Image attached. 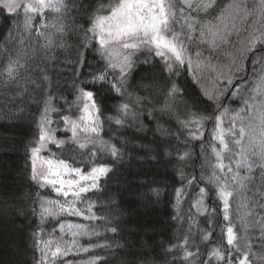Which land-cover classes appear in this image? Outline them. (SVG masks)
<instances>
[{
	"label": "trees",
	"instance_id": "obj_1",
	"mask_svg": "<svg viewBox=\"0 0 264 264\" xmlns=\"http://www.w3.org/2000/svg\"><path fill=\"white\" fill-rule=\"evenodd\" d=\"M228 1L232 0H219L211 14L218 16ZM101 2L76 0V8L63 20L65 31L62 38L56 37L57 43L62 39L64 46L51 49L38 48L41 45L36 42H44L40 41L41 37L35 42V35L25 31L22 15L17 17L0 7V78L9 77L3 72L11 61L19 58L24 65L17 68L16 81L9 82L0 91V264H36L41 253L34 246L33 233H40L44 239L51 234L55 245L62 235L58 220L89 226L92 234L82 235L76 241L80 249L88 248L87 252H82L85 258H98L96 264H204L206 255L214 249L208 248L210 245L203 238L205 235L215 238L220 232L216 247H221L222 251L230 249L221 231L229 224L223 219V210L217 215L210 212L207 217L200 216L195 210L202 187L210 178L208 155L211 148L208 143H211L214 124L212 120H205L210 130L197 144L189 134L196 130L195 127H185L182 122L191 119L189 112L204 116L218 114L216 106L195 82L193 69L185 64L179 66L178 74H170L160 57L150 56L153 58L149 59L144 54L138 55L140 57L128 72L120 92L107 83L82 84L81 81H90L92 74L104 71L113 84L120 86L118 72L107 68L97 51L98 42L92 40L88 47H82L84 34L80 26L89 27L86 10L89 13L94 11ZM253 2L247 0L250 8ZM254 19H239L240 29L232 41L249 37ZM192 33L186 47L195 65L198 34L193 36ZM238 45L230 44L226 52H237ZM200 49L203 51L199 58L201 64L211 63L226 70L230 66V61L223 56L212 57L205 44ZM22 50L25 52L21 55ZM38 50H45L42 60L35 59ZM78 52L83 53L84 65L76 63ZM251 57L254 61L260 60L264 52L258 48ZM34 61L39 67L43 64V69L34 72ZM249 63L248 59L245 71L233 78L237 86L240 83L252 86L253 71H250ZM209 75L212 76V72ZM173 83L180 91L170 98L167 91ZM80 87L95 93L101 119L100 138L93 143L87 142L85 149H78L69 142L72 132L61 119L62 116L73 118L79 115ZM230 96L231 92L221 99V111L223 108L229 110V115L224 117L226 127L229 126V116L240 109L239 102L229 105ZM49 97L52 98L50 106L56 109L50 111L55 135L65 141L59 150L55 148L60 159L72 167L82 168L83 172L98 165L110 168L101 177L100 186L84 196L82 204L90 201L97 217L86 223L61 217H46L41 222L39 216L40 201L59 200L50 186L41 188L31 179L29 163L30 150L38 138L37 122ZM166 103L168 107H165ZM124 104L129 106L127 114L121 108ZM117 119L122 123H116ZM105 145H115L120 155L112 156ZM184 153L188 155L181 160ZM250 159L256 163L251 172L247 168L244 171L247 179L239 185L232 182L235 187L232 188L229 214L238 238L251 245L249 260L252 264H264L260 259L264 256L261 247L264 242V170L258 166L257 157ZM211 193L215 195L214 187ZM240 205L243 207L237 213ZM244 213H247L244 217L246 232L240 231L237 218ZM211 221L214 227L210 225ZM113 227L116 232L111 231ZM186 250L198 254L185 258ZM245 251L241 248V253ZM76 257L57 258L55 264H62V260L68 258L75 261ZM237 257L232 250L233 264H238ZM49 264H52L51 259Z\"/></svg>",
	"mask_w": 264,
	"mask_h": 264
},
{
	"label": "snow or ice",
	"instance_id": "obj_2",
	"mask_svg": "<svg viewBox=\"0 0 264 264\" xmlns=\"http://www.w3.org/2000/svg\"><path fill=\"white\" fill-rule=\"evenodd\" d=\"M209 6L210 0L209 2L197 0L195 5L193 0H115L114 3L111 0L108 3H104L102 0L95 7L94 11L89 13L86 10V23L89 27L80 26L84 34L82 47H88L92 40L98 42L100 47L97 51L100 52L101 58L106 60V67L113 71L119 70L118 83L120 86L117 87L116 84H113L108 79V73L104 71L99 74H92L90 81L84 80L81 83L84 85H103L107 83L115 91L120 92L124 87L125 78L132 67L130 54L122 50L138 51L141 46L155 56L160 57L170 74H178L179 66L185 64L191 68L194 62L186 47V41L191 39L190 33L195 30L194 24L197 21L194 17L185 15V7L199 11L201 8L206 10ZM0 7L6 9L8 13L16 14L17 17L22 15L23 28L29 34H31L34 19L37 17L45 19V13L47 12L51 20L49 23H41L40 26L45 29H54V31L37 32L36 35L42 37L45 41L41 45L42 48L51 49L53 47L64 46L62 39L57 43L56 37L59 35L62 38L65 31L63 20L76 8V0H0ZM227 7L232 9L229 13L230 19L239 18L243 20L247 17H255L251 25L253 33L250 34V38L240 51L239 63L234 58L231 65L227 66V71L222 69L217 74V79L221 76L223 77L225 86L220 88L214 95L209 94L207 91L203 92L209 101L214 102L218 114L214 113L212 116H204L200 113L189 112L191 119L182 123L185 127L189 125L195 127L196 130L189 133L193 139L202 138L201 129L203 128V121L212 120L214 124L211 140L216 143H209V147L216 162L213 165L214 170L211 179L217 185L218 194L223 204V219L229 222L226 230L222 229L221 231L230 249L222 251L221 247H216L213 249L211 255L220 261H224L225 264H233L231 251L234 250L238 254V264H252V261L249 260L251 245L246 243V251L241 253L236 226L232 223V218L229 214V200L233 192L229 190L230 185L227 181V173H232L231 180L236 181L239 179L238 170L241 166L251 172L256 161L251 160L250 157H257L259 160L258 166L264 170V57L255 61V63H260L261 65V74L258 83H255L252 88L253 95L243 101L244 107L229 116V126L227 128L223 125L224 117L229 115V110L223 108L221 111L222 103L220 97L225 95L229 87L233 85V78L236 74L245 71L244 61L247 54L249 52L255 53L257 51V44L260 45L261 51L264 52V0H258V3L254 0L251 8L248 6L247 0H233V3ZM219 19L223 22L224 17L221 16ZM256 25L259 27L257 28ZM256 31L260 32L259 36L255 35ZM200 34L201 37L204 36L203 29ZM208 35L212 38L210 40L211 46L215 47L219 32L209 27ZM220 38L223 39V37ZM195 55L198 58L195 67L199 69L202 63L199 58L202 53L196 52ZM76 63L84 65L83 53H77ZM205 66L212 67L210 63ZM18 67H24L20 63L19 58L9 63L7 68L9 77L14 78V73ZM44 79L47 80L48 77L45 76ZM194 79H197L195 75ZM241 87H243L242 84L234 87L231 95H238ZM179 91L173 83L167 91V96L171 98ZM78 92V100L82 101V106H80L79 110L83 113L79 117V123L71 120L68 116H62L61 119L69 126V130L72 132V138L69 142L74 144L78 149H85L87 148V143L76 139L77 131L79 129L84 133L98 132L99 108L94 99L95 93L93 91H87L84 87H80L78 88ZM51 99L49 97L45 101L44 109L37 122L38 138L36 144L38 146L31 148V179L36 181L41 188L51 186L57 195L64 197L65 200L64 203H60L58 200L40 201L39 216L41 222L46 217L57 218L65 215L81 216L86 220H94L97 217L92 212L93 205L90 201L87 202V207L84 210L78 208L77 204L84 202L82 198L85 193L99 187V178L106 175L110 171V168L106 165H98L92 167L88 173H84L80 168H73L66 160L43 159V163L38 170L37 161L41 159L39 153L44 147L45 142L55 143L58 147H62L65 143V141L54 140L51 135V128L49 126L52 120L49 113L50 111H56V109L50 106ZM249 100L253 102L249 103ZM128 107V104L121 106L122 111L126 114ZM165 107H168L167 103ZM249 110L252 111L251 115H241V113H247ZM246 120L247 123H245ZM116 123L119 124L122 121L117 119ZM237 123H239V127H237ZM245 137H247V144L244 143ZM217 144L219 147H217ZM230 144L233 146L232 148H230ZM105 147L112 156L116 157L120 155L119 149L115 145H105ZM89 152L92 156L95 155L91 149H89ZM226 153L230 154L228 156V164L224 163ZM187 155L188 153H184V156H181L180 159L183 160ZM236 155L240 159L235 161L237 171L233 172L231 161L233 156ZM216 170L225 173V178L222 179L221 176H217ZM240 186L244 187L243 184ZM201 191L203 192V190ZM177 195L179 197V192ZM69 197L71 199H68ZM240 207H243V205L238 206L237 213H239ZM32 211L35 214L36 209L33 208ZM246 215L247 213H244L237 217L240 222V231L242 232L247 231V222L244 219ZM58 226L62 234L70 235V242H66L63 247L59 242H56L53 250L54 241L51 238V234L48 239H44L40 233L34 232V246L41 253L40 259L36 261V264H48L49 259L52 260V264H55V260L58 257L66 256L71 252V246L77 243V236L92 234L89 232V226L85 224L67 221L59 222L58 220ZM66 228L68 230L67 233H65ZM53 231H55V228ZM111 231L116 232V228H111ZM209 235H205L203 238L207 240ZM184 243L185 245L187 244V239H185ZM261 247L264 248V242H262ZM80 250L87 252L88 248H81ZM197 254L186 250L185 258L193 257ZM96 259L98 258L88 261V264H96ZM260 259L264 260V256H261Z\"/></svg>",
	"mask_w": 264,
	"mask_h": 264
},
{
	"label": "rangeland",
	"instance_id": "obj_3",
	"mask_svg": "<svg viewBox=\"0 0 264 264\" xmlns=\"http://www.w3.org/2000/svg\"><path fill=\"white\" fill-rule=\"evenodd\" d=\"M196 2H197V0H193L194 5ZM205 2H209V0H205ZM218 2H219V0H210V6L206 10L201 8L199 11H196L194 9H188L187 7H185V15L186 16L190 15L191 17H194L197 21V23L194 24L195 30L192 33L193 36L198 34L197 43H196L197 52L203 53V51L200 48L205 44L206 48L211 53L212 57L214 55H218L220 57L223 56L224 58H226L230 61V65H231L233 59L236 58L237 63H239L240 51L244 47V44L246 43V41L250 38V35H249V37H246L245 39L239 40L238 42L232 41L233 36L240 29L239 18H236L234 20L229 18V13L232 11V9H229L227 6L229 4H232L233 0L231 2L228 1L225 4L223 9L220 10V12H219L220 14L218 16L212 15L211 13L214 11ZM221 16L224 17L223 22H221V20L219 19ZM45 17H46L45 19H41L40 17H37L33 21V28L31 30V34L33 33L35 35V42L38 41V38H40L36 35L37 32H53L54 31V29H51V28L45 29V28H42L40 26L41 23H49L50 22L51 17L49 16V14L47 12L45 13ZM36 21H37V24H36ZM209 27H211L213 30H217L219 32V36L216 38V46L215 47H212L210 44V40L212 38L208 35ZM256 27L258 28L259 26L256 25ZM202 29L204 30V33H205L203 37H201V34H200ZM251 33H253V27H252ZM255 35L259 36L260 32L256 31ZM220 37H223V39H221ZM41 39L42 40H40V41L45 42L42 37H41ZM36 43L40 44V45L43 44V43H40L39 41ZM237 43H239V45H238L239 48H238L237 52H235V53L234 52H228V53L226 52V49L228 48V46L230 44L236 45ZM22 47H23V49H26V47H24V45ZM38 48L44 49L42 47H38ZM258 48H260L259 44H257V49ZM122 51H126L130 54V58L132 61V67L134 65V62L140 57V56H138L140 54H144L149 59L153 58L150 56H155L153 53L149 52L143 46H141L140 50H138V51H132V50H122ZM24 52L25 51L22 50L21 55ZM251 54H252V52H249L247 54V56L245 57V61H244L245 64H246L247 60L251 57ZM41 57L42 58L45 57V50H38L35 52V59L36 60H38V59L42 60V59H40ZM255 61H257V59H255ZM255 61L252 58L251 62L249 63V69H251V67H252V69L250 71H253V76H252V81H251L252 86H247V84H245V83L238 84V86H240L242 84L243 87H241L240 93L238 95H235V96L231 95L230 96L229 105L232 106L231 103L239 102L240 103L239 106H240V108H242V107H244L243 101L245 99H249V97L253 95L252 88H253L255 83H258V80H259V77L261 74V65H260V63H255ZM34 62H35L33 64L35 66L34 72H37V71L43 69L42 68L43 64L40 65V67H39V65H36V61H34ZM105 62H106V60H105ZM211 66L212 67H206L204 64H201V68L197 69L193 63V66L191 67V69L194 70L196 78H197V79H195V82L199 85V87L202 89V91L203 92L207 91L209 94L214 95L220 88H223V86L225 84L222 76L219 79H217V74L222 69L224 71H227V70L224 68H217V66L215 64H211ZM132 67H131V69H132ZM115 71L119 72L118 69ZM5 72L8 73L7 69L4 70L3 73H5ZM210 72H212L213 77L209 75ZM40 73H42V72L40 71ZM15 77H16V72L14 73V78L13 77L10 78L7 76L0 78V91L6 85H8L9 82L16 81ZM235 83H236V81L233 80V85L229 87L228 92L225 93V95H223V96H226L229 92H232L231 89L235 85ZM223 96L220 97V99H222ZM257 99H259V97H257ZM252 102L253 101L249 100V103H252ZM79 104H80V106H82V102ZM243 114H244V116L251 115L252 111L249 110L247 113H243ZM81 115H83V113L80 111L79 115L71 118V120L79 123V117ZM49 116L51 118V113H49ZM98 119H99V123H98V132L97 133H91V132L84 133L78 129L76 139L81 141V142H86V143L87 142L93 143V141H95L96 139L98 140L101 136V119H100V116L98 117ZM207 122L208 121H203V128L201 129L202 138L196 139L197 144L203 141V139L205 138V136H207V133L210 130V129H208L209 123H207ZM245 123H247V120L245 121ZM49 127L51 128V135H52L53 139L56 141H61L55 135V132H54L55 129L53 127V122L51 123V125ZM224 127L227 128L225 125H224ZM237 127H239V123H237ZM210 139H211V136H210ZM211 143H216V142L211 140ZM244 143L247 144V137H245ZM36 146H38V145L35 142L32 147H36ZM208 146H209V143H208ZM217 147H219L218 144H217ZM55 148H58V150H59V147L55 143L45 142L44 147L41 149V151L39 153V157L41 159H38V161H37L38 170H39L40 165L43 163V159L62 160V159H60V155H59L58 151H55ZM229 155H230L229 153L225 154V159H224L225 164L229 163V160H228ZM30 157H31V150H30V155H29V163H30V167H31ZM238 159H240V157L238 155H237V157L233 156V158H232L231 162L233 165V172L237 171V169L235 168L234 165H235V161ZM215 162H216L215 157L212 155V152L210 150L209 155H208V166H209V170H210V178H209L208 182L204 185V187H202L203 192L201 191L199 198L195 202V210L202 217H207L210 212H216L215 214L217 215L219 211L223 210V204H222V201H221L219 194H218L217 185H216L215 181L211 179L212 173L214 170L213 165L215 164ZM45 167H46V165H45ZM73 168H80V167L76 166ZM80 169L82 170V168H80ZM245 170H246V168L243 166H241L239 168V170H238L239 171V179L236 181L231 180L232 173H227V181H228V184L230 185V188H229L230 191L233 192V189L235 187L234 184L239 185L240 183H243L244 180H246L245 177L247 175L244 174ZM84 173H88V172H84ZM216 175L221 176L222 179L225 178V173H221L219 170H216ZM72 178H75V177H72ZM100 179H101V177L99 178V181H100ZM99 181H98V184H99ZM212 187H214L216 190V193L214 196L211 193ZM51 189L54 191V189L52 187H51ZM207 190H209V191H207ZM92 191H89L88 193H90ZM54 193L57 194L55 191H54ZM88 193H85L84 196H87ZM57 196L59 198V200L58 199L57 200L60 201V203H64L65 198L61 197L59 195H57ZM231 198L229 200V203H230V209L229 210H231ZM68 199H71V198L69 197ZM82 199H84V197ZM54 201H56V200H54ZM82 203L83 202L77 204V207L80 208L81 210H84L87 207V203H85V204H82ZM80 204H82V205H80ZM215 214L212 215V218L215 216ZM60 217L66 218L68 220L78 219V220H82L85 223L90 221V220L84 219L81 216L65 215V216H60ZM78 224H80V223H78ZM210 225L212 227H214V222L211 221ZM67 232H68V230L66 228L65 233H67ZM79 237H81V236H77L76 239L78 240ZM70 238H71L70 235L62 234L60 239L57 242H59L61 244V246L63 247V246H65L66 242H70V240H71ZM220 238H221L220 232L217 233L215 238L210 237V235H209V238L207 240H205L207 242V245H210L208 248H216V245H217ZM238 243L240 245V248L246 250L245 245L247 242L245 239L238 238ZM54 248H55V245H53V250H54ZM82 252L83 251L80 250L78 244L76 243V245L71 246V252L68 255L58 257V259L63 258V257H67V256L72 257L73 255H77L75 261H72V258H68L66 260H62V264H65V263H67V264H88V261H90L92 259L85 258V256L82 254ZM70 261H72V262H70ZM68 262H70V263H68ZM96 263H97V260H96ZM221 263H222V261L218 260L216 257L212 256L211 254H207L206 255V261L204 264H221ZM48 264H49V261H48ZM259 264H262V263L259 262Z\"/></svg>",
	"mask_w": 264,
	"mask_h": 264
}]
</instances>
